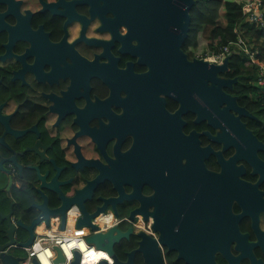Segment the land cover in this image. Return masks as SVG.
I'll return each mask as SVG.
<instances>
[{"label":"flooded vegetation","instance_id":"obj_1","mask_svg":"<svg viewBox=\"0 0 264 264\" xmlns=\"http://www.w3.org/2000/svg\"><path fill=\"white\" fill-rule=\"evenodd\" d=\"M198 2L0 0V203L18 248L34 221L32 241L86 211L121 235V264H264V117L229 68L216 98Z\"/></svg>","mask_w":264,"mask_h":264},{"label":"built area","instance_id":"obj_2","mask_svg":"<svg viewBox=\"0 0 264 264\" xmlns=\"http://www.w3.org/2000/svg\"><path fill=\"white\" fill-rule=\"evenodd\" d=\"M264 0H252L242 10L245 12L246 19L251 22H264V9L262 8ZM246 10H249L248 12ZM233 49L241 52L245 57L250 58L251 64L255 68L256 78L258 85L264 87V62L260 61L249 48L248 42L241 36H237L235 41L216 45L211 49V52L206 55H200L199 59H204L211 63L222 64L227 56L233 55ZM77 211V210H76ZM78 220L68 222L65 226L60 223H55L41 226L37 232L35 239L28 247H23L27 256L20 262V264H32L35 259L38 264H44L47 260L49 264H71L75 259V253H79L80 264H98L102 260L112 262L108 252L104 249L98 248L87 242V237L107 231L110 224L105 220L93 222L92 224L97 227V230H92L90 226H78ZM68 245V247H66ZM84 246V248H82ZM58 247L65 258V262L55 263L58 256L55 248ZM86 250H90L91 255L88 256ZM100 255L95 259V254ZM104 253L106 256H104Z\"/></svg>","mask_w":264,"mask_h":264},{"label":"trees","instance_id":"obj_3","mask_svg":"<svg viewBox=\"0 0 264 264\" xmlns=\"http://www.w3.org/2000/svg\"><path fill=\"white\" fill-rule=\"evenodd\" d=\"M250 1L252 0H199L192 33L194 39L197 36L198 55L209 54L216 45L235 41L237 36H241L248 42L249 48L255 56L264 62V26L259 22L246 20L245 16L238 18ZM262 8L264 9V1ZM244 58L245 56L241 52L233 49L228 71L230 77L241 76ZM254 78H256L255 73L248 77L247 81L249 82L243 85L239 84L237 94H243L242 103L259 111L264 117V103L260 98H256L257 100L254 98L260 94V88L250 83ZM3 201L8 206L7 201ZM4 241L5 239L1 242Z\"/></svg>","mask_w":264,"mask_h":264},{"label":"water","instance_id":"obj_4","mask_svg":"<svg viewBox=\"0 0 264 264\" xmlns=\"http://www.w3.org/2000/svg\"><path fill=\"white\" fill-rule=\"evenodd\" d=\"M184 25H183V38L185 39L186 35H187V31H188V27L190 24V15L187 13H184ZM232 57V54L227 56V58L225 59V61L222 64H216V63H209L208 61H205L203 59H198V63H199V67L201 69V67L205 66L208 68V70L210 72H213L215 74V78L214 81L218 84V89L215 88V96L216 98L219 95L220 92V86L222 85H228L230 82L226 81V80H221L217 77L218 73L220 72H227L228 68H229V62H230V58ZM200 86L202 84H199ZM222 96V95H221ZM228 100H230V98L228 97ZM232 102V101H231ZM84 210V209H83ZM85 211V210H84ZM85 214V221H83L82 223H78V226H83V225H87L90 226L92 228V230H97V227L94 226L92 223H90L89 218L86 214V211L84 212ZM5 218L8 219V226L9 228L6 230V233L8 234V237L10 239V242L0 245V263L2 264H20V262L24 259L21 257H16L14 255H11L7 252V250L11 247L14 246V233H15V229H16V225L13 224L10 220V216H5ZM39 221L37 222H33L30 226L26 227V230L29 231V233L31 234L29 241L23 243L21 245V247H28L31 242H32V238H33V232L32 229L33 227L38 224ZM116 233V234H115ZM121 235L119 234V232L116 231V228H112L110 230H108L105 233H95L89 237H87V242L95 245L98 248L104 249L105 251L108 252L109 256L112 259V262H108L106 260H102L100 261L98 264H121L117 257L114 255V252L112 250V246L113 243L117 242L119 237ZM55 250L58 253V256L55 260V263H60V262H65V258L63 257L60 249L58 247L55 248ZM32 264H38V262L34 259L32 261ZM71 264H80L79 263V253L76 252L75 253V259L72 261Z\"/></svg>","mask_w":264,"mask_h":264},{"label":"crops","instance_id":"obj_5","mask_svg":"<svg viewBox=\"0 0 264 264\" xmlns=\"http://www.w3.org/2000/svg\"><path fill=\"white\" fill-rule=\"evenodd\" d=\"M0 208H1L0 209V245H3V244H6V243L10 242V239L8 237V234L6 233V230L9 228V226H8V219L5 218V216H8V215L11 216L12 221L15 219V222H16L15 225H16V228L17 229H15V234H14V236H15L14 237V240H15L14 246H11L7 250V252L9 254L15 256L14 250H15L16 247H18V217L16 219V218H14L15 217L14 215L17 214L18 209L16 210V208L15 207H12V206L9 208L6 205V202L5 201H2V203H0ZM13 213H14V215H13ZM3 229H4V231H3ZM3 239H5V241L4 242H1ZM29 239H30V237L25 242L29 241ZM22 244H20V246ZM0 264H2V263H0Z\"/></svg>","mask_w":264,"mask_h":264},{"label":"rangeland","instance_id":"obj_6","mask_svg":"<svg viewBox=\"0 0 264 264\" xmlns=\"http://www.w3.org/2000/svg\"><path fill=\"white\" fill-rule=\"evenodd\" d=\"M246 11L248 12L249 10H246ZM239 15H240V17H238V18H241L242 16H245V12L242 11ZM242 62H243L242 67H241V74L242 75L240 76L239 80L241 79L240 83L243 84L245 81H247L248 77H250V76H252V74H254L253 72H256V70L253 67V65L251 64L250 58L245 57L244 60H242ZM256 82H257V80H256ZM14 253H15V256L17 258L18 257L25 258L27 256L26 251L21 249V248H18V247L15 248Z\"/></svg>","mask_w":264,"mask_h":264},{"label":"bare ground","instance_id":"obj_7","mask_svg":"<svg viewBox=\"0 0 264 264\" xmlns=\"http://www.w3.org/2000/svg\"><path fill=\"white\" fill-rule=\"evenodd\" d=\"M66 247H68V245H67ZM82 248H84V246H82ZM86 253H88V256L91 255L90 250H86ZM104 256H106L105 253H104ZM99 257H100V254H95V259H97V258H99ZM44 264H49V263L47 262V260H44Z\"/></svg>","mask_w":264,"mask_h":264},{"label":"clouds","instance_id":"obj_8","mask_svg":"<svg viewBox=\"0 0 264 264\" xmlns=\"http://www.w3.org/2000/svg\"><path fill=\"white\" fill-rule=\"evenodd\" d=\"M246 17V16H245ZM247 20V19H246ZM261 24V23H260ZM263 26H264V22H263V24H262Z\"/></svg>","mask_w":264,"mask_h":264},{"label":"snow or ice","instance_id":"obj_9","mask_svg":"<svg viewBox=\"0 0 264 264\" xmlns=\"http://www.w3.org/2000/svg\"><path fill=\"white\" fill-rule=\"evenodd\" d=\"M100 255H103L102 253Z\"/></svg>","mask_w":264,"mask_h":264}]
</instances>
